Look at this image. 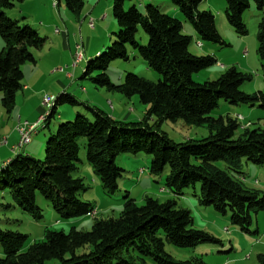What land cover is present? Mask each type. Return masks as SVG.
<instances>
[{"label": "trees", "instance_id": "16d2710c", "mask_svg": "<svg viewBox=\"0 0 264 264\" xmlns=\"http://www.w3.org/2000/svg\"><path fill=\"white\" fill-rule=\"evenodd\" d=\"M26 0H0V38L5 46L0 53L1 103L8 113L25 87L22 67L36 63L34 51L44 48L46 39L20 20L6 13ZM62 1V0H57ZM126 1L115 0L114 17L119 32L115 41L88 64L85 76L98 88L137 96L147 106L143 119L123 122L113 119L99 108H88L91 118L78 115L74 121L49 131L44 159L19 154L0 171V198L8 189L15 205L35 221L43 219L37 205L40 194L63 220L87 217L96 208L80 200L86 191L82 178H74L80 163V140L85 139L86 160L100 179L105 195L119 191V180L125 170L116 164L119 155H147L151 158L148 172L166 175L165 188L179 198L184 191L200 185L198 203L213 208L219 215H230L231 223L244 234H253V216L264 211V192L246 187L245 178L220 169L216 163L234 167L247 161L264 167V129L243 128L235 117H212L220 101L264 110V93H244L240 87L251 75L232 67L214 81L197 83L194 75L217 64L212 55L196 56L189 51L192 37L183 34L182 23L153 5L145 12L137 7L125 9ZM191 23L199 39L227 46L216 26L212 12L199 11L202 0H169ZM229 25L239 37L248 34L243 14L252 3L262 12L258 33V55L264 76V0H224ZM66 8L80 17L84 0H64ZM25 18H23V21ZM149 37L147 45L136 39L139 29ZM129 47L136 51L148 68L161 76L158 82L136 74H128L121 84H114L107 70L116 60L128 61ZM66 98L77 104L74 98ZM57 102L47 115V123L55 115ZM182 120L186 125L206 127L210 135L202 140L183 143L172 141L160 131L165 122ZM48 127V125H47ZM196 160L197 163H194ZM239 174V173H237ZM4 205L0 203V208ZM10 207V206H7ZM29 236L0 228L3 257L0 264H206L200 258L176 261L166 252L165 243L182 249L200 245H222L211 234L194 229L192 213L177 200L164 203L146 197L138 206L135 199L124 197L118 218L96 220L91 231L68 233L47 230L44 241L27 245ZM264 264V255L258 256Z\"/></svg>", "mask_w": 264, "mask_h": 264}, {"label": "rangeland", "instance_id": "374dc122", "mask_svg": "<svg viewBox=\"0 0 264 264\" xmlns=\"http://www.w3.org/2000/svg\"><path fill=\"white\" fill-rule=\"evenodd\" d=\"M84 1V13L80 17L67 10L64 0L60 2L59 7L54 5L55 0H50L46 12L42 10L40 0H26L19 3L14 10L6 12L12 20H20L23 24L31 26L42 38L46 39V43L42 50L34 51L36 63L28 62L22 67L23 84L26 86L29 83L33 89L26 93L24 90L18 93L15 107L10 113L3 108L2 94L0 93V110L1 112L3 110V118L0 117V139L10 138V136L16 138L14 122L19 117H22L25 122L33 114H37L39 117L47 116L51 113L57 100L63 96L74 98L77 101V104H71L66 98H63L57 102L55 115L49 124L46 122L33 135L30 145L12 155L14 158L19 154L31 155L26 150L42 149V153L36 157L44 159L49 131H56L60 124L74 121L78 115L91 118L87 107L99 108L113 119L123 122L140 121L146 114L148 107L143 105L137 96L126 98L122 94L96 87L91 81V78L98 74L96 72L85 76L89 62L103 53L115 41L119 27L114 17L115 0ZM148 5L161 9L165 14L182 23L183 34L192 37L189 51L193 55H212L217 60L216 65L195 74V82L214 81L230 68L236 67L241 72L252 76L240 87L242 92L250 95L264 93L263 62L258 55L259 23L263 13L258 11L253 3L250 9L243 14L248 34L242 38L234 32L227 21L224 0H202L199 11L213 13L216 18L217 30L227 46L201 41L191 23L169 0H130L126 1L124 7L128 9L135 6L143 13ZM20 8H24L28 14H18L16 11H20ZM90 12L92 13L88 14ZM102 16H107L109 19L103 17L104 20L101 21L103 18L100 17ZM86 17L87 19H85ZM23 18H25L24 21ZM91 19L95 21L94 28L90 27ZM103 21L107 22L102 23ZM136 39L142 46L147 45L149 41L148 35L141 28ZM199 42L203 45L202 49L197 46ZM4 46L5 43L0 38V53ZM77 46H80L79 52L82 54V59L74 64L78 51ZM207 46H211L213 49L209 50ZM68 60L71 62L67 63ZM128 74H136L153 82H158L161 79V76L149 69L145 61L131 47H129L128 61L116 60L107 70V75L114 84H121ZM41 90H45L46 94L35 96ZM45 101L47 105L44 103ZM228 115L231 117L240 115L243 117L242 124L250 123L252 129H264V110L258 107L235 106L222 100L219 102L218 108L213 111L212 117L219 118ZM159 129L176 143L202 140L210 135L206 127L189 126L182 120L175 123L165 122L160 125ZM79 143L81 147L80 163L78 171L73 176L84 180L86 191L82 192L79 198L85 203L92 204L96 208V215L76 220L60 219L50 204L38 194L36 203L43 211V219L35 221L15 205L7 189L0 198V203L4 205L0 208V228L2 230L29 236L27 245H31L44 241L47 230L68 233L72 228H75L77 231L88 232L91 231L96 220L118 218L123 209L125 196L135 199L138 206L145 204L146 197L161 203L175 199L181 208L192 213L194 229L205 231L222 241V245L219 246L203 244L195 249H182L166 242V252L176 261L200 258L206 264H259L258 256L264 255V211L253 216L251 228L253 234H244L231 223L229 214L219 215L213 208H204L199 205L200 185L186 189L184 195L179 198L168 192L165 188L166 175H150L148 167L151 158L143 154L138 156L119 155L116 158V164L124 169L125 173L119 180V191L109 197L105 195L100 179L94 174L86 160V140L82 139ZM193 162L197 163L196 160ZM2 163L0 160V171L3 169ZM216 165L237 178L240 176L245 178L246 187L264 192V167L243 161L241 166L236 169L239 173L237 174L232 171L234 167L229 163L218 162ZM249 256L251 260L247 259ZM0 257H3L1 245Z\"/></svg>", "mask_w": 264, "mask_h": 264}, {"label": "crops", "instance_id": "0c3cea01", "mask_svg": "<svg viewBox=\"0 0 264 264\" xmlns=\"http://www.w3.org/2000/svg\"><path fill=\"white\" fill-rule=\"evenodd\" d=\"M155 1V0H154ZM157 1V0H156ZM40 2H41V8H42V10L44 11V12H46V7H47V4L50 2V0H40ZM61 1H57V0H55V2H54V5L55 6H57V7H59L60 6V3ZM54 6V7H55ZM169 7V6H168ZM98 8V7H97ZM96 8V9H97ZM18 14H21V15H27L28 13L26 12V10L24 9V8H20V11H16ZM92 12L94 13L95 12V9L94 10H92ZM92 12H90V13H88V14H91ZM83 13H84V10H83ZM83 13H82V15H83ZM30 14V13H29ZM86 16V15H85ZM107 18V16H102V17H100V18ZM45 18L47 19V16L45 15ZM99 18V17H98ZM104 18L103 19H101V21L102 20H104ZM85 19H87V17L85 18ZM109 19V17L107 18V20ZM47 21V20H46ZM45 21V22H46ZM107 21H103L102 23H106ZM198 44H202V43H198ZM198 46V45H197ZM199 47V46H198ZM208 48H209V50L210 49H213L211 46H207ZM200 48V47H199ZM203 48V45H202V47H201V49ZM72 52V50L70 49V53ZM70 60H71V58H70ZM70 60H68L67 61V63H70L71 61ZM31 89H33L32 88V86L28 83L25 87H24V91H25V93L26 92H29V91H31ZM44 94H46V92H45V90H41V91H39V92H37L36 94H35V96L36 95H39V96H41V95H44ZM38 97V96H37ZM46 105H47V103H46V101L44 102ZM0 117H2L3 118V110H2V112H1V110H0ZM39 118V115H37V114H33V115H31V117H29V120H26V121H28V122H30V123H33V122H35L37 119ZM24 121H23V118L22 117H19L18 118V120L17 121H15L14 123H15V132H14V134L16 135V138H14L13 136H10V138H6L7 139V144L6 145H4V144H2V141L5 139V138H3L1 141H0V160H1V162H3L2 164V166L3 167H5L14 157H12V155H14L15 153L13 152V147L18 143V141H19V139H20V137H19V134H18V132H17V127L19 126V124L20 123H23ZM32 143V142H31ZM43 148V147H42ZM27 152H29L32 156H34V157H36L38 154H40V153H42V149L41 150H35V149H30V150H26ZM163 190V189H162ZM246 258V257H245ZM245 258H242L243 260L245 259ZM241 259V260H242ZM247 259H250L251 260V257L249 256V257H247ZM246 259V260H247ZM245 260V261H246ZM227 264V263H226Z\"/></svg>", "mask_w": 264, "mask_h": 264}, {"label": "built area", "instance_id": "2783aa9c", "mask_svg": "<svg viewBox=\"0 0 264 264\" xmlns=\"http://www.w3.org/2000/svg\"><path fill=\"white\" fill-rule=\"evenodd\" d=\"M90 27L94 28L95 27V21L93 19L90 20ZM57 33H59L58 30H56ZM200 48L202 47V44H199ZM77 54H76V58H75V63L77 64L79 61H81L82 59V54H80V46H77ZM236 118H238V120L241 122L243 121V117H238L235 116ZM44 119V115L40 116L35 122L30 123L28 121H25L23 123H20L19 126L17 127V132L19 134V143L18 145H15L13 147V152L16 153L17 150H19L21 147H25L27 145H30L32 142V137L34 135V129L37 125L40 124L41 121H43ZM250 124H245L244 126H249ZM2 144L6 145L7 144V139H4L2 141ZM141 173H143V170H141ZM95 211L90 214V216L94 217Z\"/></svg>", "mask_w": 264, "mask_h": 264}, {"label": "bare ground", "instance_id": "6f19581e", "mask_svg": "<svg viewBox=\"0 0 264 264\" xmlns=\"http://www.w3.org/2000/svg\"><path fill=\"white\" fill-rule=\"evenodd\" d=\"M198 46L200 47L199 44H198ZM238 117H242V116L238 115ZM236 119L238 120V118H236ZM46 121H47V116H44L43 121H41L40 124L35 127L34 134H36L38 132V130L45 125ZM245 127H248V126H243V128H245ZM22 148H24V147H21L19 150L16 151V153L19 152ZM94 215H96V211H95Z\"/></svg>", "mask_w": 264, "mask_h": 264}]
</instances>
